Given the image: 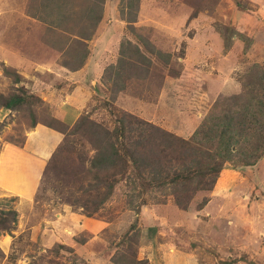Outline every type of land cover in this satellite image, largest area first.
Instances as JSON below:
<instances>
[{
    "label": "rangeland",
    "instance_id": "rangeland-1",
    "mask_svg": "<svg viewBox=\"0 0 264 264\" xmlns=\"http://www.w3.org/2000/svg\"><path fill=\"white\" fill-rule=\"evenodd\" d=\"M257 68L264 0H0V264H264Z\"/></svg>",
    "mask_w": 264,
    "mask_h": 264
},
{
    "label": "crops",
    "instance_id": "crops-1",
    "mask_svg": "<svg viewBox=\"0 0 264 264\" xmlns=\"http://www.w3.org/2000/svg\"><path fill=\"white\" fill-rule=\"evenodd\" d=\"M64 115L65 114H62V118L64 117ZM28 130L29 131L25 135V149H23L25 151V156L19 162L20 164L18 166L21 168V170L24 169V171L26 170L29 173L31 171H36L40 169L47 156L55 149L57 144L60 142L61 135L57 131H54L38 123H35V125L30 127ZM11 149L13 151V154L18 150L13 145L11 146ZM27 149L32 153L27 152ZM1 165L3 166V162L0 164V166ZM21 176L22 171L6 169L0 176V187L7 188L5 184L9 183L10 184L8 186H13L12 184L15 181L17 184V181H21ZM23 177H25V175ZM24 179L26 182L27 178L25 177ZM4 181H8V183H5Z\"/></svg>",
    "mask_w": 264,
    "mask_h": 264
},
{
    "label": "trees",
    "instance_id": "trees-1",
    "mask_svg": "<svg viewBox=\"0 0 264 264\" xmlns=\"http://www.w3.org/2000/svg\"><path fill=\"white\" fill-rule=\"evenodd\" d=\"M133 22V21H130ZM251 73V78L252 80L249 81V83L247 84V86L245 85V89L246 87L249 88V92H251V98L247 97L246 95H242L241 98L245 97L246 101L245 103H243L242 106H238L237 109L243 112V115L245 117L244 120V125H249L252 123V125H256V126H260L261 122L264 121V102H262L261 100H259V98L255 95V93L257 92V90L259 88H263L264 86V68L263 69H259L257 68V70L250 72ZM254 91V94H253ZM254 95V96H253ZM225 100L228 101H232L234 102L235 96L231 95L230 97H225L223 98ZM214 113H211L210 115H212ZM222 133V132H221ZM222 135H219V145H220V141L222 140ZM225 140H230V137L228 139ZM211 143V140H210ZM219 148V147H218ZM221 149V148H220ZM195 172H197L196 169H194ZM178 178H184L187 179L186 174L185 175H173L171 176L169 179L164 181H158V184H162V183H170V182H174L176 181ZM156 181V180H155ZM136 263L139 264H146V262L143 261H136L135 259L133 260ZM132 261V262H133ZM119 264V263H118Z\"/></svg>",
    "mask_w": 264,
    "mask_h": 264
}]
</instances>
